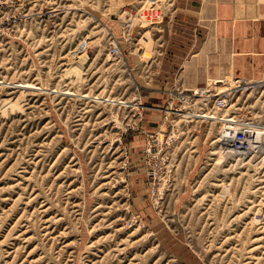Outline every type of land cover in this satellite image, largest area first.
I'll list each match as a JSON object with an SVG mask.
<instances>
[{
	"label": "rangeland",
	"instance_id": "1",
	"mask_svg": "<svg viewBox=\"0 0 264 264\" xmlns=\"http://www.w3.org/2000/svg\"><path fill=\"white\" fill-rule=\"evenodd\" d=\"M178 7L0 0V264H264V135L218 141L264 105L253 79L196 81Z\"/></svg>",
	"mask_w": 264,
	"mask_h": 264
},
{
	"label": "crops",
	"instance_id": "2",
	"mask_svg": "<svg viewBox=\"0 0 264 264\" xmlns=\"http://www.w3.org/2000/svg\"><path fill=\"white\" fill-rule=\"evenodd\" d=\"M175 16L199 31L193 63L204 77L257 81L264 68V0H178ZM202 55V56H201ZM198 62V63H195ZM198 67V68H199ZM194 68H197L194 66ZM196 73V72H195ZM195 81V80H194ZM195 81V82H196Z\"/></svg>",
	"mask_w": 264,
	"mask_h": 264
},
{
	"label": "built area",
	"instance_id": "3",
	"mask_svg": "<svg viewBox=\"0 0 264 264\" xmlns=\"http://www.w3.org/2000/svg\"><path fill=\"white\" fill-rule=\"evenodd\" d=\"M239 86L240 83L236 85V87ZM244 89H249V93L254 92V95L258 96L255 98V102L258 99H261L260 107L261 105H264V70L262 72V76L260 79H258L255 82L245 84ZM208 93L209 94L205 96L206 98L215 97L213 100V107H212L213 109L222 111L223 108H228L230 106L232 107L233 102H231L229 98L231 91L226 93L222 92L226 97L224 96L222 97L221 95L222 93H217V91H215L214 93H210V92ZM226 101L230 103H227ZM241 113L242 112L240 111V109L236 106L233 107L231 110H229L228 114L224 113V115L225 114L226 115L223 116L224 118L223 123L226 122V127L225 129L221 128L222 131L220 130L221 132H219L218 138H220V141L223 142L224 146H228V148L235 151L256 150L258 143L255 141V136L251 132L252 130L251 127L255 125H264V123L258 122V120L254 119V117L245 116L242 115ZM234 127H236V129Z\"/></svg>",
	"mask_w": 264,
	"mask_h": 264
},
{
	"label": "bare ground",
	"instance_id": "4",
	"mask_svg": "<svg viewBox=\"0 0 264 264\" xmlns=\"http://www.w3.org/2000/svg\"><path fill=\"white\" fill-rule=\"evenodd\" d=\"M84 49V48H83ZM80 50V49H79ZM225 116V115H224ZM224 118L221 117L218 122L220 123L221 125V128L225 129L226 127V122H224ZM220 128V129H221ZM236 129V127H234ZM252 130V134L255 136V141L258 143L257 144V147H256V150H258L261 146H262V138H263V135H264V125H255L253 127H251ZM222 131V130H221ZM220 131V132H221ZM224 132V131H223ZM218 141H220V138H218ZM222 142V141H221ZM221 149H224L225 151L227 152H241V151H238V150H232L230 148H228V146H224L223 142H222V145H221ZM256 150H251V151H256Z\"/></svg>",
	"mask_w": 264,
	"mask_h": 264
}]
</instances>
